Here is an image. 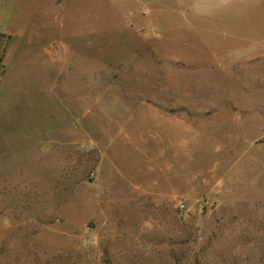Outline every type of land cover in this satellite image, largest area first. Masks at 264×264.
I'll return each instance as SVG.
<instances>
[{
    "label": "rangeland",
    "instance_id": "374dc122",
    "mask_svg": "<svg viewBox=\"0 0 264 264\" xmlns=\"http://www.w3.org/2000/svg\"><path fill=\"white\" fill-rule=\"evenodd\" d=\"M0 264H264V0H0Z\"/></svg>",
    "mask_w": 264,
    "mask_h": 264
},
{
    "label": "crops",
    "instance_id": "0c3cea01",
    "mask_svg": "<svg viewBox=\"0 0 264 264\" xmlns=\"http://www.w3.org/2000/svg\"><path fill=\"white\" fill-rule=\"evenodd\" d=\"M47 52L51 55H56V57L63 56L64 58L65 54L68 52V46L64 41L57 40L48 46Z\"/></svg>",
    "mask_w": 264,
    "mask_h": 264
}]
</instances>
